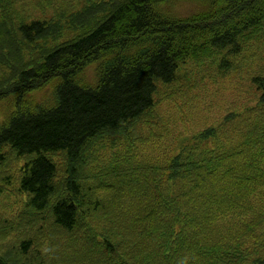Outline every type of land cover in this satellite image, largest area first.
<instances>
[{
  "label": "trees",
  "instance_id": "1",
  "mask_svg": "<svg viewBox=\"0 0 264 264\" xmlns=\"http://www.w3.org/2000/svg\"><path fill=\"white\" fill-rule=\"evenodd\" d=\"M169 1L109 0L51 34L46 22L3 10L0 63L16 77L0 81V99L17 95L18 110L0 128V149L24 159L19 191L33 215L0 232V246L11 239L18 250L0 247V264H264V71L250 80L257 103L195 144L162 163L135 152L154 138L157 85L175 83L189 60L229 72L264 40V0H198L205 9L184 19L158 8ZM49 36L56 45L22 66L20 43ZM94 63L96 86L81 84ZM53 80L54 107L22 103ZM57 155L66 159L60 174ZM59 244L82 253L61 254Z\"/></svg>",
  "mask_w": 264,
  "mask_h": 264
},
{
  "label": "rangeland",
  "instance_id": "2",
  "mask_svg": "<svg viewBox=\"0 0 264 264\" xmlns=\"http://www.w3.org/2000/svg\"><path fill=\"white\" fill-rule=\"evenodd\" d=\"M108 1L0 0L2 6L0 23L2 21L1 14H5L3 10L10 9L9 15L13 14L14 17L24 18L25 22L32 20L46 22L49 28L48 32L51 34L65 21L67 27L70 21L69 14H75L74 22L78 18L80 21L84 18L82 15L88 14V11L93 8L108 6ZM8 4L12 7L9 8ZM158 8L169 18L184 19L205 9V4L198 0H170ZM83 27L84 25L79 24L67 28V31L57 39L56 43L60 44L73 39ZM51 40L52 38L49 36L48 39L38 40L32 45L21 42V50L17 53L19 63L28 67L31 59L39 58L40 50L56 45L50 42ZM239 56L236 58L237 61L231 65L230 71L225 73L216 69L217 62L212 64L206 62L205 65L199 66L189 60L186 65L181 67L175 83L157 85L155 95L156 124H152L154 127L150 129L154 138L150 136V143L143 147L138 146L139 150L136 149L139 161L166 162L181 149L195 144L202 132L222 124L230 114L241 113L257 103L260 92L251 85L250 80L264 71V40L260 39L247 46ZM208 61L210 62V60ZM97 66V63L88 65L78 76V81L83 85L95 87ZM15 75L10 66H3L0 63V81L10 79L14 82ZM9 84L2 87L4 92H9L6 90ZM57 84L58 80H53L41 89L22 95L20 99L22 103H27L31 107L52 108L55 106L53 92ZM17 97L11 93H3V97L0 99V128L8 117L18 110ZM146 131L147 129L144 130V132ZM140 132L141 130L137 129L136 133ZM126 143L127 141L121 140L118 147L124 151L126 147L128 148ZM110 150V148H106V154H109ZM0 155L2 156L0 159V232H4L6 228L14 229L22 218H26L25 214L29 215L28 219L33 214L25 212L28 197L19 191L20 171L24 165V159L15 158L7 147L0 149ZM53 160L59 169V174L63 173V163L66 162L64 156L57 155L53 157ZM34 222L38 221L35 219ZM72 239L80 240L77 231L72 235ZM78 244L74 248L70 245L69 251L64 249L63 244H59L58 250L61 254L78 255L82 253ZM0 247L5 252L11 251L15 253L14 255H18L15 240L8 239Z\"/></svg>",
  "mask_w": 264,
  "mask_h": 264
}]
</instances>
